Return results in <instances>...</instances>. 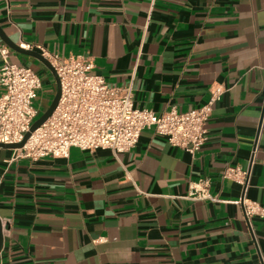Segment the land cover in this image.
Instances as JSON below:
<instances>
[{"label": "crops", "instance_id": "crops-1", "mask_svg": "<svg viewBox=\"0 0 264 264\" xmlns=\"http://www.w3.org/2000/svg\"><path fill=\"white\" fill-rule=\"evenodd\" d=\"M0 24L21 47L91 59L110 84L133 85L139 108L184 112L226 89L196 153L154 128L118 156L0 148V262L264 264V216L250 226L242 185L223 178L250 169L246 195L264 207V0H0ZM10 60L42 70L13 49ZM56 90L36 102L43 113ZM205 178L212 198L192 197Z\"/></svg>", "mask_w": 264, "mask_h": 264}, {"label": "built area", "instance_id": "built-area-1", "mask_svg": "<svg viewBox=\"0 0 264 264\" xmlns=\"http://www.w3.org/2000/svg\"><path fill=\"white\" fill-rule=\"evenodd\" d=\"M25 49L38 50L55 67L61 80V96L54 113L19 149V156L32 159L68 157L74 147L82 150L110 149L114 155L133 149L143 130L154 128L159 135L190 153H196L209 141L208 123L215 105L226 89L222 85L210 88L208 101L188 111L173 108L157 113L136 107L133 85L116 86L94 72V63L83 56L63 57L43 46L22 44ZM3 64L0 67V143H19L43 114L36 105L43 87L41 76L31 66L10 60L11 49L0 45ZM257 150L255 142L251 163ZM250 169L228 167L224 179H231L243 187L240 203L245 219L252 226V218L264 216V207L247 197ZM208 178L192 182L190 195L196 199L212 198ZM0 264H12L1 260Z\"/></svg>", "mask_w": 264, "mask_h": 264}, {"label": "water", "instance_id": "water-1", "mask_svg": "<svg viewBox=\"0 0 264 264\" xmlns=\"http://www.w3.org/2000/svg\"><path fill=\"white\" fill-rule=\"evenodd\" d=\"M0 37L5 41V43L14 51L21 53V54H25L31 57H34L38 60H40L42 63H44L48 69L51 71L55 82H56V93L55 96L51 102V104L49 105V107L46 109V111L34 122V124L31 127V130L26 134L25 138L23 139V141L19 142V143H0V148H6V149H19L22 148L27 140L30 138V136L32 135L33 132H35L44 122H46L48 120V118L54 113V111L56 110L59 100H60V96H61V80L60 77L55 69V67L52 65V63L45 57L43 56L39 51L34 50V49H25L23 47H21L17 42L13 41L5 32V30L3 29V27L0 24ZM3 226H2V222L0 219V251L3 245Z\"/></svg>", "mask_w": 264, "mask_h": 264}, {"label": "rangeland", "instance_id": "rangeland-1", "mask_svg": "<svg viewBox=\"0 0 264 264\" xmlns=\"http://www.w3.org/2000/svg\"><path fill=\"white\" fill-rule=\"evenodd\" d=\"M36 61L42 67V70H36V71L42 78V82H43V85H44L43 90H45V91H41V95H40V92L38 93L39 97H37L36 102L37 101L39 102L40 99L43 98L42 97L43 94L47 93L48 91H50L51 88H52V85H55V79H54L51 71L48 69V67L44 63H42L41 61H39L37 59H36Z\"/></svg>", "mask_w": 264, "mask_h": 264}]
</instances>
